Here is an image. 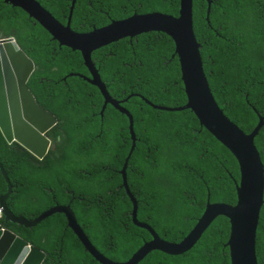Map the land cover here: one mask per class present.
Returning <instances> with one entry per match:
<instances>
[{"label": "trees", "instance_id": "trees-1", "mask_svg": "<svg viewBox=\"0 0 264 264\" xmlns=\"http://www.w3.org/2000/svg\"><path fill=\"white\" fill-rule=\"evenodd\" d=\"M37 1L67 24L72 0ZM211 1L209 22L207 1L193 3L204 70L225 115L250 134L258 114L264 118V0ZM180 8V0H76L71 27L88 33L136 13L178 17ZM8 37H14L34 61L28 86L37 102L58 119L47 133L52 145L41 160L19 143L10 144L0 129V158L14 184L10 208L16 216L34 219L54 206H70L102 254L115 262L128 261L152 239L132 221L133 204L120 174L132 146L128 117L112 105L102 116L100 90L69 76H90L82 53L60 46L25 11L0 0V39ZM175 50L170 36L150 32L100 48L92 59L114 99L139 94L156 105L178 107L187 103V96ZM123 106L134 119L136 148L127 180L138 201L139 221L163 239L179 243L195 227L208 200L237 203L238 161L191 110H157L137 96ZM255 145L264 164V127ZM8 191L0 168V197ZM0 223L44 251V264H100L69 228L64 214L32 228L5 217ZM230 229L229 219L219 216L188 252L174 256L153 251L139 264H231L226 247ZM256 252L258 263L264 264V205Z\"/></svg>", "mask_w": 264, "mask_h": 264}, {"label": "water", "instance_id": "water-1", "mask_svg": "<svg viewBox=\"0 0 264 264\" xmlns=\"http://www.w3.org/2000/svg\"><path fill=\"white\" fill-rule=\"evenodd\" d=\"M4 1L25 11L48 31L60 46L82 53L90 76L78 73H71L69 76L81 77L100 90L104 98L102 116L106 107L112 105L128 117L132 146L120 174L126 194L133 204L132 221L135 226L147 230L152 239L147 241L128 261L115 262L94 246L78 223L70 206H54L34 219L16 216L8 203L14 193V184L1 158L0 168L8 183L9 191L0 197V218L5 217L7 222L32 228L55 214H64L69 228L100 264H139L153 251L174 256L188 252L202 238L214 220L219 216H224L229 219L231 226L229 240L226 244V247L229 248L231 264H259L256 245L260 215L264 205V164L255 145V138L264 127V118L257 113L259 122L256 128L252 133L246 134L225 115L216 101L204 70L201 46L194 31V0H180L181 8L178 17L160 12L136 13L123 20H114L109 25L88 33L76 32L71 27L76 0H72L66 25L57 20L37 0ZM206 1L208 3L207 21L209 22L212 1ZM150 32L167 34L175 43V54L179 58L182 81L187 96V103L183 106L156 105L139 94H131L124 100L114 99L93 62L94 51L122 39L134 38ZM34 70V61L19 47L14 37L0 39V129L10 144L19 143L41 160L47 155L52 145L47 133L58 123V119L37 102L28 86ZM66 79L67 77L64 78V80ZM133 96L141 97L148 105L161 111L191 110L201 126L223 144L239 164L240 181H236L237 203L230 205L211 203L208 200L206 209L195 227L179 243L163 239L152 226L138 219V201L131 192L127 180L128 163L136 148L134 119L123 106V103ZM255 111L257 112V110ZM46 256L44 251L0 223V264H44Z\"/></svg>", "mask_w": 264, "mask_h": 264}]
</instances>
